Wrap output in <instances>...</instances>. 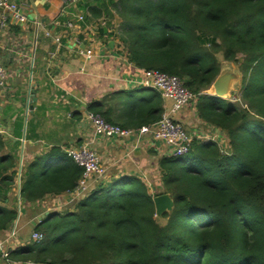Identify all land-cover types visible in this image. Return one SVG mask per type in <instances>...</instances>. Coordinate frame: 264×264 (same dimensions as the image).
I'll return each instance as SVG.
<instances>
[{"label": "trees", "instance_id": "trees-1", "mask_svg": "<svg viewBox=\"0 0 264 264\" xmlns=\"http://www.w3.org/2000/svg\"><path fill=\"white\" fill-rule=\"evenodd\" d=\"M119 3L128 60L177 75L201 93L198 116L223 128L230 151L195 140L188 154L161 157L155 193L138 176L103 174L76 210L49 211L38 222L44 239L10 257L41 264H264V0ZM219 51L240 63L236 103L203 94L219 74ZM82 173L54 147L27 166L22 199L73 190ZM162 192L174 200L164 225L154 202ZM17 216V209L0 206V229Z\"/></svg>", "mask_w": 264, "mask_h": 264}, {"label": "crops", "instance_id": "crops-1", "mask_svg": "<svg viewBox=\"0 0 264 264\" xmlns=\"http://www.w3.org/2000/svg\"><path fill=\"white\" fill-rule=\"evenodd\" d=\"M17 1L24 4L27 21L0 28V64L7 69L6 82L0 86V109L9 120L0 131V193L6 195L0 197V206L18 211L13 226L0 229V239L22 223L6 241L10 251L35 242L31 235L42 214L78 206V202L62 205L70 190L23 201L22 176L35 157L54 147L67 153L87 145L99 154L104 177L135 175L155 193L161 187L159 159L173 152L153 131H139L159 121L173 102L146 85L147 69L128 60L119 0H79L70 8L63 0ZM96 111L130 132L97 133L88 118ZM173 117L189 131H206L210 125L198 116L194 103L184 105ZM5 177L12 179L3 182ZM0 264L41 263L13 260L10 254L7 261L0 254Z\"/></svg>", "mask_w": 264, "mask_h": 264}, {"label": "built area", "instance_id": "built-area-1", "mask_svg": "<svg viewBox=\"0 0 264 264\" xmlns=\"http://www.w3.org/2000/svg\"><path fill=\"white\" fill-rule=\"evenodd\" d=\"M79 0H63L65 8L73 7ZM79 19L84 16L79 15ZM28 17L25 12L23 3L17 0H0V28H9L12 23H25ZM69 26H73V22H69ZM50 35V32H47ZM84 54L83 50L79 51ZM54 55V54H53ZM86 56H91L90 53H85ZM146 85L155 87L161 91L162 95L171 99L173 102L169 112L163 113L162 117L154 125H144L140 132H154V136L166 141L172 146V155L184 156L188 154L195 140L201 142L215 141L223 153H229L230 144L229 138L227 145L225 143V133L218 126H210L206 131L194 130L189 131L181 122L174 119V114L184 105L193 104L197 100L196 94L190 90L185 81L174 74L159 70L147 69ZM7 78V69L0 64V86H3ZM88 118L94 126V129L99 134L109 136L128 134L130 130L124 129L119 125L109 122L102 115L97 113H88ZM228 137V136H227ZM207 139V141H204ZM67 154L78 165L83 168V173L78 181L77 186L68 192V199L62 205H71L83 199L94 186V182L103 175V167L99 154L87 145L70 148ZM17 234V226L8 234L6 239H0V254L9 261L10 250L6 241L13 238ZM44 234L41 231H33L31 238L35 241L44 239Z\"/></svg>", "mask_w": 264, "mask_h": 264}, {"label": "water", "instance_id": "water-1", "mask_svg": "<svg viewBox=\"0 0 264 264\" xmlns=\"http://www.w3.org/2000/svg\"><path fill=\"white\" fill-rule=\"evenodd\" d=\"M114 41H110L109 45L113 46ZM241 71V70H240ZM242 73V71H241ZM243 76V73H242ZM242 76L239 71L230 68H224L219 71V74L214 79L212 84L203 91L204 94L214 95L222 98H227L231 95L232 90L234 89V85L239 84L242 81ZM241 78V79H240ZM236 84V85H237ZM235 85V86H236ZM31 101V99H30ZM30 108L32 105L30 104ZM0 131L3 130V125L9 121L6 115H4L0 109ZM9 131H13V126H9ZM155 208H156V216L162 217L163 213L170 212L174 208V200L171 197L170 193H160L154 196ZM46 213L42 214L40 220L45 217Z\"/></svg>", "mask_w": 264, "mask_h": 264}, {"label": "rangeland", "instance_id": "rangeland-1", "mask_svg": "<svg viewBox=\"0 0 264 264\" xmlns=\"http://www.w3.org/2000/svg\"><path fill=\"white\" fill-rule=\"evenodd\" d=\"M216 56H217V60H218V62H219V64H220V68L221 69H224V68H230V69H234V70H236V71H239L240 72V75L242 76V73H241V69H240V67H239V62H237V61H230V60H227V59H225V57H224V55H223V53L222 52H217L216 53ZM241 70V71H240ZM241 79V78H240ZM184 80V79H183ZM185 81V80H184ZM237 84V83H236ZM235 84V85H236ZM234 85V89L232 90V94L231 95H229L226 99H227V101H229V102H232V103H236V101H237V98H236V95H238L239 94V90H240V86H241V82L239 83V84H237L236 86ZM196 94V93H195ZM201 95V93H197L196 94V96H197V98L199 97ZM206 96H204V95H202V98H201V100H200V103L206 108V109H208V106L206 105V103L207 102H205V98ZM196 104H197V102H194V107L196 108L197 106H196ZM210 124V123H209ZM216 126V125H214V124H210V126ZM223 129V128H222ZM203 131H205V129H202ZM224 131V130H223ZM224 133H225V143H226V145H227V141H228V137H227V134H226V132L224 131ZM204 141H207V139H204ZM157 220L161 223V224H166V222H167V220H168V218H165V217H157ZM19 223H21V221H19ZM19 225V224H18ZM21 227H22V223L20 224V227H18L17 226V232L21 229Z\"/></svg>", "mask_w": 264, "mask_h": 264}]
</instances>
